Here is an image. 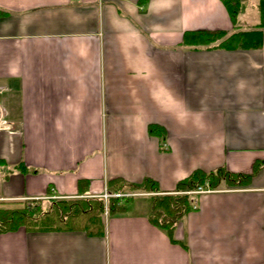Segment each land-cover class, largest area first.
Instances as JSON below:
<instances>
[{
	"label": "crops",
	"instance_id": "1",
	"mask_svg": "<svg viewBox=\"0 0 264 264\" xmlns=\"http://www.w3.org/2000/svg\"><path fill=\"white\" fill-rule=\"evenodd\" d=\"M0 12V116L12 126L0 129V202L75 197L81 179L93 196L115 177L168 191L197 168L264 160V41L179 45L187 30H234L224 0H0ZM148 124L166 129L167 150ZM149 213L141 196L105 218L104 236L2 233L0 264H264V167L200 195L175 242Z\"/></svg>",
	"mask_w": 264,
	"mask_h": 264
},
{
	"label": "trees",
	"instance_id": "2",
	"mask_svg": "<svg viewBox=\"0 0 264 264\" xmlns=\"http://www.w3.org/2000/svg\"><path fill=\"white\" fill-rule=\"evenodd\" d=\"M230 12L234 30H187L181 47L185 49H250L260 48L264 41V0H259L260 21L251 29H238L240 6L234 0H224ZM4 12H0L2 14ZM148 133L160 139L162 150H167L166 129L158 124H148ZM1 162V161H0ZM19 167V166H18ZM264 167V160H257L251 171L237 172L226 166L211 170L197 168L180 179L172 190L161 189L159 183L145 177L135 183L122 177L107 181L109 192L135 193L132 196H89L88 181L79 180L82 197L29 198L0 202V234L25 229L33 231H84L90 236H104L106 223L104 212L109 215L125 212L136 197L149 199V221L166 232L175 242L174 231L178 223L191 211L198 209L200 186L218 190L224 187H244ZM20 168H23L22 166ZM51 191L48 192L50 194Z\"/></svg>",
	"mask_w": 264,
	"mask_h": 264
},
{
	"label": "rangeland",
	"instance_id": "3",
	"mask_svg": "<svg viewBox=\"0 0 264 264\" xmlns=\"http://www.w3.org/2000/svg\"><path fill=\"white\" fill-rule=\"evenodd\" d=\"M240 2L242 5V14L239 15L241 20L240 23L242 27L246 29L251 28L260 21V11L258 8L259 0H240ZM104 218H106V213H104Z\"/></svg>",
	"mask_w": 264,
	"mask_h": 264
},
{
	"label": "built area",
	"instance_id": "4",
	"mask_svg": "<svg viewBox=\"0 0 264 264\" xmlns=\"http://www.w3.org/2000/svg\"><path fill=\"white\" fill-rule=\"evenodd\" d=\"M4 89H6V88L0 86V93H1ZM0 129H8V130L12 129V126H11L10 124H8V123L6 122V120H4L1 116H0ZM211 191H212L211 189H208V188L205 189V188L200 187V188L198 189L197 192H199V193H207V192H211ZM123 195H124V194H122V193H118V192H115V193L105 192V193L103 194V197H104L105 199H107L108 197H111V196L120 197V196H123ZM106 213H107V212H106Z\"/></svg>",
	"mask_w": 264,
	"mask_h": 264
}]
</instances>
